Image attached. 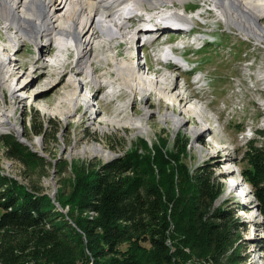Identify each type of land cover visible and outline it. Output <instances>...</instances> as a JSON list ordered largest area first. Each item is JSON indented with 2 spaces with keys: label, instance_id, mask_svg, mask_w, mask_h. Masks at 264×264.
Returning a JSON list of instances; mask_svg holds the SVG:
<instances>
[{
  "label": "rangeland",
  "instance_id": "obj_1",
  "mask_svg": "<svg viewBox=\"0 0 264 264\" xmlns=\"http://www.w3.org/2000/svg\"><path fill=\"white\" fill-rule=\"evenodd\" d=\"M193 6L194 9H191ZM165 7L171 10H165L160 14L157 11L148 14L139 11L138 13L144 15L142 19L132 20L134 30L131 31L140 30L143 27L140 25H147L149 16L171 12L183 14L186 19L194 17V21L188 26L195 28V31L191 29L184 36L182 35L184 31L177 33L171 29L160 33L150 31L151 33L146 35L153 38L150 45L141 46L142 42L137 45L134 37L135 42L125 44L122 49L116 45V41L111 43L114 48L108 49L111 47L110 44L99 39L97 42L103 43L108 50L102 51L95 47L96 53L94 51V55L96 54L94 66L98 68L103 88L100 93L98 88L88 84L84 77H77V73H71L75 66L72 62L77 52L71 51L69 61L71 74H68L66 81L58 83L63 70L44 68L51 66L48 57L55 54V49L52 52L49 48L46 49L41 57L33 42L17 35L15 30L8 29L5 21L0 20V37L4 41V44L0 41V48H6L10 58L16 60L14 77L20 78L26 73L23 81L31 82L32 79L28 80L27 74L35 80L27 91L30 100L22 104L16 98L12 100L11 92L4 88L6 105L0 99V121L6 106L7 110L13 112L11 121L18 125L23 133L19 136L14 130L3 132L0 129V135H16L21 143L50 164L46 176L38 178L35 174L27 175L22 164L8 159L3 147L0 146V173L21 183L38 184L50 197L54 192L57 196L60 190L66 193L71 191L77 181L76 173L81 164L108 162L123 155L122 145H127L130 150L143 138L151 147L161 148L166 155L165 160L160 163L163 167L162 172H158L154 165V178L159 183L171 186V191L175 189L176 175L184 169L193 171L202 165L212 168L223 188V195L217 206L228 205L232 210H239L236 217L243 225L242 240L237 249L239 256L245 264H264L263 217L251 186L242 177V171L247 167L243 158L246 144L256 137L264 143V138L257 134L264 132V42H259L234 25L225 23L224 17L217 11L212 1L186 0L175 7L164 5L162 8ZM188 9L186 14L185 11ZM212 10L214 11L211 12ZM261 23L264 26V17ZM172 36L180 37L177 40ZM205 36L209 37L210 41L202 50L192 46L183 50L184 44H191L193 39ZM167 39H171L174 44L163 46L162 42ZM55 47L54 45L53 48ZM170 47L179 48L178 55L184 56L190 62L188 67L194 69V73L196 70L195 77L179 68L176 71H167L166 67L165 69L161 66L163 51ZM119 50H122L121 58H117L115 54ZM105 56L111 62L121 59L118 62L122 65L134 62L135 67L139 66L138 75L148 81L155 80L156 76L148 77L146 70L155 71V74L159 72L156 77L160 81L159 88L169 93L176 85L177 90L172 92V95H181V99L185 98L187 101L181 104L171 103L160 99L155 93L142 99L139 94L133 93L123 85L115 72L114 63L107 66L104 62ZM40 57L42 62H38ZM70 77L83 83L82 94L88 97L90 105H93L87 114V107L82 105L76 114L73 112L68 117L63 116L72 110L67 103V94L74 90L69 84ZM199 78L202 81L197 84ZM104 82H119L124 87L118 84L116 86L125 94L109 104L111 98H107L106 85L102 84ZM187 109L193 110L195 114L184 115L180 128L175 129L171 121L163 119L173 110L179 112ZM122 110L123 113L119 114ZM145 110L151 112V117L146 121L148 130L141 132L131 126L129 119L142 117ZM215 120H219V123ZM111 121L122 125L111 124ZM41 123L44 125L46 135L34 137L32 134L34 126L39 128ZM203 126L206 128L204 132H194ZM53 133H58L56 138L53 137ZM176 137L184 138L189 143L186 157L181 158L179 162L174 161L172 154L173 140ZM163 141H167V148H162ZM60 169H63L62 174L59 173ZM231 182H237L240 186L237 191L226 194ZM52 200L56 201V197Z\"/></svg>",
  "mask_w": 264,
  "mask_h": 264
},
{
  "label": "trees",
  "instance_id": "obj_2",
  "mask_svg": "<svg viewBox=\"0 0 264 264\" xmlns=\"http://www.w3.org/2000/svg\"><path fill=\"white\" fill-rule=\"evenodd\" d=\"M32 134L45 136L44 125ZM0 146L27 175H47L50 164L16 135H0ZM122 147L123 155L108 162L81 164L71 191H58L56 201L40 185L0 173V264H245L237 252L239 210L217 206L223 188L211 167L184 169L171 191L154 178L155 169L163 171L161 148L143 138L130 150ZM188 147L176 137L174 161L184 159ZM243 158L242 177L264 221V143L250 140Z\"/></svg>",
  "mask_w": 264,
  "mask_h": 264
},
{
  "label": "bare ground",
  "instance_id": "obj_3",
  "mask_svg": "<svg viewBox=\"0 0 264 264\" xmlns=\"http://www.w3.org/2000/svg\"><path fill=\"white\" fill-rule=\"evenodd\" d=\"M184 1L186 0H0V20L5 21L8 25V29L15 30L17 35L33 42L38 48L41 57H43V51L48 48L51 52L54 51V49L55 51H58L57 55L54 54L56 58L55 63L51 66L49 65L44 67H52L63 70L58 83L66 81L67 76L70 73L69 65H71V62L69 63V61L71 58V51L77 52L76 58H74L75 60L72 62L75 63V66L71 70V73H77V77H84L88 84L97 87L100 93L103 88L101 86L100 75H98V68L96 69L94 66V60L96 59L94 51L95 47H98L102 51L108 50L103 43H98L97 41L99 39L105 40L106 43H109L111 46L108 49H113L114 46L111 45V43L116 41V45H119L122 49L125 44L135 42V40L136 44L142 42L141 37L146 36L149 33L147 32L148 30H151L153 33H160L161 31L168 29L177 31V33H179V31H184L182 33L184 36V34L188 33L186 25L194 21V17L186 19L183 14L178 12L159 15L165 10H171L168 9V7L162 8L164 5H171L175 7L177 4H181ZM208 1H212L214 3L217 11H219L224 17L225 23L234 25L241 32L256 38L259 42H264V26L261 23V20L264 17V0ZM122 7L128 11V16L124 19H119V12ZM191 9H194V6ZM144 10L150 13H156L157 11L159 14L148 18L149 24L147 29L142 27L140 30L135 29V32L131 31L134 30V26L131 24L132 20L142 19V17L137 16L136 12ZM188 11L189 9L185 12ZM213 11L214 10L211 12ZM174 37L175 36H172V38ZM186 37H188V35ZM178 38L175 37L174 39L179 40ZM64 40H71L75 49L72 50L65 43L60 47L59 42ZM117 40L123 41L117 42ZM169 40L171 39L165 40L162 44H167ZM0 41H3L1 37ZM150 42H147L146 44L142 43L141 46L150 45ZM54 45L56 46L55 48H53ZM7 52L6 48H0V99L3 101L4 105H6L4 102L6 98L4 88L6 87L11 92L12 100L16 98L21 102L20 104H22L27 102L28 99L30 100V97L27 96V91L35 83V80L30 74H27L28 80L32 79L31 82L29 81L27 83V81H23L22 79L26 76V73H24L20 78H15L16 60L11 59ZM98 52L99 51H97V53ZM115 54L117 58L123 57L122 50L117 51ZM41 57L38 62H42ZM145 58L147 59L146 55L144 56V59ZM171 58L176 60L175 62H177V65L170 61ZM118 60L115 59L111 62V60L106 56L104 58V62L107 66H110V63H114L115 72L123 82V85H125V87L130 89L133 93L139 94L142 99L150 96L152 93H155L160 99H165L171 103L179 102L181 104L182 102L187 101L185 98L181 99V95H172V92L177 90L178 86L176 85H174V88L172 87V92L168 91L169 93H166L167 91H162L161 88H159L160 81L159 78H156L159 72H156L155 74V71L146 70L145 73L148 77H151L152 75L156 76L155 80L148 81L138 75L137 68L139 66L135 67L134 62L122 65L118 62ZM160 62L163 68H167H165L167 71H176L179 66L183 65V62L177 60L173 56V53L167 49L163 51ZM113 83L121 86L119 82ZM69 84L74 87V90L67 94V103L71 106L72 110H69L68 113L63 114V116L68 117L73 112L76 114L82 105L87 107L86 114L88 111L90 112L93 105H90L88 97L82 94L83 83L77 79L74 80L71 78L69 79ZM102 84L107 85V82ZM123 94L125 93L121 90V93L117 97ZM107 98H109V94ZM116 98L111 99L109 104ZM12 113L13 112L6 109V106L4 107L1 114L0 129L3 132L14 130L19 136H21L23 132L18 125L11 121ZM121 113H123V110L119 111V114ZM191 113L195 114V112L193 110L191 111V109L180 110L179 112L173 110L172 112L167 113L163 119L164 121H171L175 126V129H177L183 125V116ZM148 117H151V112L145 110L142 117H133L129 119V122L133 128L138 131L145 132L148 130L146 128L148 125L146 122ZM215 121L219 123V120ZM111 124L122 125V123L120 124L116 121H111ZM205 129L206 128L203 126L200 129H196L194 132H204ZM26 142L28 141L26 140ZM239 186L240 185L237 182L229 183L226 194L237 191ZM187 264L213 263L190 260Z\"/></svg>",
  "mask_w": 264,
  "mask_h": 264
},
{
  "label": "water",
  "instance_id": "obj_4",
  "mask_svg": "<svg viewBox=\"0 0 264 264\" xmlns=\"http://www.w3.org/2000/svg\"><path fill=\"white\" fill-rule=\"evenodd\" d=\"M55 197H56V192L53 193V195L51 196V198L52 199H55ZM57 206L60 207L58 204H57ZM60 210L63 211L64 213H66V211L62 210L61 208H60Z\"/></svg>",
  "mask_w": 264,
  "mask_h": 264
}]
</instances>
